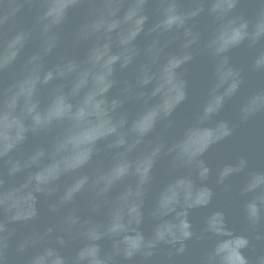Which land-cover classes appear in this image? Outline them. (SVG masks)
I'll return each mask as SVG.
<instances>
[{
  "label": "water",
  "instance_id": "water-1",
  "mask_svg": "<svg viewBox=\"0 0 264 264\" xmlns=\"http://www.w3.org/2000/svg\"><path fill=\"white\" fill-rule=\"evenodd\" d=\"M0 264H264V0H0Z\"/></svg>",
  "mask_w": 264,
  "mask_h": 264
}]
</instances>
